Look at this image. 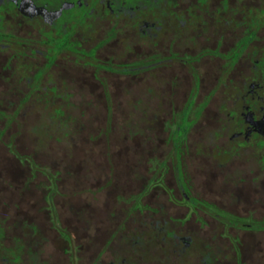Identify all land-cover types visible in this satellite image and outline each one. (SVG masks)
Listing matches in <instances>:
<instances>
[{"label": "flooded vegetation", "instance_id": "flooded-vegetation-1", "mask_svg": "<svg viewBox=\"0 0 264 264\" xmlns=\"http://www.w3.org/2000/svg\"><path fill=\"white\" fill-rule=\"evenodd\" d=\"M123 96L163 97L158 110L180 116L172 136L144 139L143 148H167L129 156L125 175L67 174V192L91 177L97 191L130 195L106 228L83 206L65 219V251L75 247L87 264H264V0H0V176L9 186L23 161L41 156L19 150L22 113L55 112L68 150L70 113L144 108ZM59 175L42 186L48 196Z\"/></svg>", "mask_w": 264, "mask_h": 264}, {"label": "rangeland", "instance_id": "rangeland-1", "mask_svg": "<svg viewBox=\"0 0 264 264\" xmlns=\"http://www.w3.org/2000/svg\"><path fill=\"white\" fill-rule=\"evenodd\" d=\"M178 99L181 104L186 97L182 95ZM118 100L123 104L130 100L133 102L142 100L144 108L114 113H70L74 121L72 129H69L72 138L69 143L72 144L68 150L65 149L64 123L58 121L55 112L42 109L38 114L29 112L21 114L20 121L25 128L19 130L21 134L19 150L33 153L31 149L35 148L40 151L41 156L31 157L30 161L21 163L20 179L12 182L11 187L0 176V264H87L82 252H76L74 246L73 249L70 247L72 251H65L66 243L62 233L65 231V219L77 218L80 215L79 208L83 206L86 211H92L91 217H96L103 223L102 227L106 228L108 225L105 223L109 222L112 213L115 214V208L119 204L123 208L127 207L125 200L129 198L130 192L97 191V182H93L91 177L88 178L91 183L86 182L85 185L75 182L77 185L74 186H85L80 187L79 193L67 192L65 190L70 189H65V186L71 185L72 178L77 179L79 174L86 179L96 173L106 174L110 170H123L125 175L128 171L126 158L129 156L139 159L141 155L147 153L158 155L163 152L167 146L154 144L144 145L143 148L144 139L155 137L162 141L172 136L174 130L172 122L180 116V113L168 111L169 108L165 111L158 110L156 104L163 101V97L123 96ZM15 130L16 128L10 129L8 133L11 134H7L6 137L14 135ZM196 131L194 129L191 136H196ZM37 137L42 140L48 137V140L44 142L45 145L40 146L36 142ZM129 138H135L134 144H129L131 142ZM153 142L156 143L157 140ZM45 150L49 154H46ZM64 150L66 153H76L80 159L76 157L77 160H67L66 156H63ZM107 153L114 159L106 160ZM11 162L16 164L15 160ZM32 163L34 167H31ZM136 165L138 169L142 167L139 163ZM64 166L65 168L69 166L67 167L69 171L74 172L64 173ZM57 169L61 174L58 176L60 187L58 191L49 193L48 196L45 190L48 187L42 186L55 185ZM70 173L74 177L68 178L67 174ZM117 193L124 197V202L116 201ZM64 195L68 196L64 198ZM47 203L50 204L49 209L45 206ZM49 216L54 218L53 221L49 220ZM117 216L124 215L117 213ZM53 226L59 228L60 233ZM18 245L21 247L20 252L17 250ZM170 263L178 264L176 261L166 262Z\"/></svg>", "mask_w": 264, "mask_h": 264}, {"label": "trees", "instance_id": "trees-1", "mask_svg": "<svg viewBox=\"0 0 264 264\" xmlns=\"http://www.w3.org/2000/svg\"><path fill=\"white\" fill-rule=\"evenodd\" d=\"M4 259H6V258H4Z\"/></svg>", "mask_w": 264, "mask_h": 264}]
</instances>
